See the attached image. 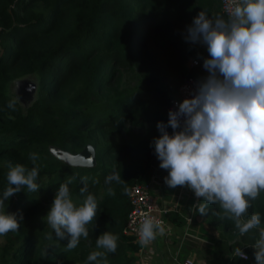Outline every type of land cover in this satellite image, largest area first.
<instances>
[{"label":"trees","instance_id":"trees-1","mask_svg":"<svg viewBox=\"0 0 264 264\" xmlns=\"http://www.w3.org/2000/svg\"><path fill=\"white\" fill-rule=\"evenodd\" d=\"M220 3L0 0V195L9 170L3 161L31 169L34 165L28 156L35 152L41 177L38 192L22 190L6 201V211H22L24 221L15 238L4 244L8 257L0 255V264H87L91 252L104 251L96 247V239L106 231L119 237L116 251L107 253L108 264H131V258L120 253L126 244L135 251L140 247L123 232L127 191L137 179H144L142 173L155 152L152 141L161 135L157 123L165 122L169 98L185 77L202 75L185 68L190 57L197 55L200 62L208 57L205 45L185 40L187 26L200 11L210 18L227 19ZM24 75H34L36 83L29 103L8 92L12 80ZM130 81L132 85L126 87ZM13 100L11 109L8 103ZM145 122L152 127L140 129ZM86 143L95 148L93 166L70 165L49 149L56 145L76 153ZM113 170L120 172L124 182H113L115 195L109 196L104 181ZM73 175L71 192L83 202L79 189L81 177L87 176L89 192L96 196L99 208L87 226L88 238L82 237L75 249L66 250L67 240L54 235L48 240L29 219L54 200L59 185ZM94 179L99 183H93ZM253 213L261 214L264 227V191L252 202L245 219ZM219 226L231 237L238 235L232 221L220 219ZM6 247L12 251L8 253ZM232 247L236 250L239 243ZM230 263L249 264L236 253Z\"/></svg>","mask_w":264,"mask_h":264},{"label":"clouds","instance_id":"clouds-1","mask_svg":"<svg viewBox=\"0 0 264 264\" xmlns=\"http://www.w3.org/2000/svg\"><path fill=\"white\" fill-rule=\"evenodd\" d=\"M229 2L227 19L219 15L210 18L200 11L187 26L185 40L207 47L203 67L208 75L196 82L191 95L175 110H169L167 123H157L161 135L152 143L159 167L168 171L165 183L171 188L187 186L198 200L205 201L200 207L202 215L207 205L215 204L223 210L215 215L232 221L238 238L258 229V238L246 246L255 250V264H264L261 214L253 213L245 219L252 202L264 191V0ZM8 107L14 109L15 101H9ZM28 159L34 165L30 170L23 164H8L7 186L0 195V236L17 232L24 221L22 211H6V201L22 190L29 194L41 187L37 182L39 156L31 152ZM75 179L70 176L59 185L44 216L55 238L67 240L66 250L75 249L82 237L88 238L87 226L99 208L96 196L89 192L87 176L81 177L83 186L79 189L83 202L79 206L74 203L69 185ZM113 182H124L119 171L113 170L105 178L109 196L115 195ZM93 183L99 181L94 179ZM165 234L164 222L144 213L138 240L133 238L147 247ZM46 238L52 240L53 234L48 233ZM118 239L108 231L97 237L96 247L104 251L91 252L87 264H108L107 253L116 251ZM236 256L248 259L240 248Z\"/></svg>","mask_w":264,"mask_h":264},{"label":"crops","instance_id":"crops-1","mask_svg":"<svg viewBox=\"0 0 264 264\" xmlns=\"http://www.w3.org/2000/svg\"><path fill=\"white\" fill-rule=\"evenodd\" d=\"M192 58L185 62L186 70L196 74H208L203 67V61L200 62L197 57L198 64L193 66ZM166 116L164 121L167 123ZM167 131L170 135L173 133L170 126ZM159 164L160 161L154 152L142 177L151 182L152 195L166 209V234L157 236L147 247L140 245L137 251L127 244L123 245L120 253L130 257L131 264H181L185 258L192 259V264H231L230 258L236 253L232 246L236 241L239 248L248 254L249 264H255V250L246 245L258 238V229H253L240 238L238 235L231 237L219 226L220 219L215 215L219 206L207 205V212L202 215L198 204L206 202L198 200L187 186L169 187L164 180L168 171L161 169Z\"/></svg>","mask_w":264,"mask_h":264},{"label":"built area","instance_id":"built-area-1","mask_svg":"<svg viewBox=\"0 0 264 264\" xmlns=\"http://www.w3.org/2000/svg\"><path fill=\"white\" fill-rule=\"evenodd\" d=\"M220 5L222 13L227 17V9L230 7L229 0H221ZM191 61L193 66L198 64V60L195 58ZM207 75L208 74H202L200 76L188 75L179 83L175 95L171 96L168 101L167 121L169 110H175L178 107L179 102L191 95V90L195 89L196 82L200 79L206 78ZM127 198L129 207L123 228V231L126 234L131 235L138 240L137 232L142 214L144 213H149L164 222L166 209L160 205L152 195L151 182L149 180L137 179L133 182L127 191ZM181 264H192V259L185 258Z\"/></svg>","mask_w":264,"mask_h":264},{"label":"rangeland","instance_id":"rangeland-1","mask_svg":"<svg viewBox=\"0 0 264 264\" xmlns=\"http://www.w3.org/2000/svg\"><path fill=\"white\" fill-rule=\"evenodd\" d=\"M197 55L194 56L192 59H197ZM133 81H130V84L125 82V86L126 87H130V85H132ZM8 92L17 97L21 102L23 103H29V101L31 99L34 98V93L36 92V83H35V78L34 75H24L18 78H15L12 80L9 88H8ZM173 95V94H172ZM152 123L150 122H145L140 129L143 130H148L149 128L152 127ZM7 162V161H6ZM5 161H3V164L8 166V164ZM30 170V168H28ZM40 174V171H39ZM41 179V177H38V181ZM37 181V182H38ZM70 188V187H69ZM71 197L74 201V203H82V201H80L77 198V195H74L71 190ZM53 200L48 201L46 203L43 204V208H41L42 210L39 211L38 213H36L34 216H32V218L29 219V223L34 225L37 228H40L42 231H44V233L48 234V233H53V230L50 228V226L46 223V218L44 217L48 210L50 209L51 205H52ZM55 236V235H54ZM9 237V238H7ZM13 238H15V232H9L7 235L5 236H0V244L2 246H0V255L3 257H8V255H6V251L3 249L4 248V244L6 242L11 241ZM8 247H6L5 249L7 250ZM8 253H10L12 251V249L8 248ZM9 263V262H8ZM7 264V263H5Z\"/></svg>","mask_w":264,"mask_h":264},{"label":"water","instance_id":"water-1","mask_svg":"<svg viewBox=\"0 0 264 264\" xmlns=\"http://www.w3.org/2000/svg\"><path fill=\"white\" fill-rule=\"evenodd\" d=\"M50 152L70 165L93 166L96 163L95 148L91 143H86L79 151L72 153L56 145L49 146Z\"/></svg>","mask_w":264,"mask_h":264}]
</instances>
